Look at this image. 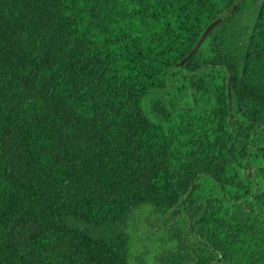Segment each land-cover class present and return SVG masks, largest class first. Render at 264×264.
I'll return each mask as SVG.
<instances>
[{
	"label": "trees",
	"instance_id": "trees-1",
	"mask_svg": "<svg viewBox=\"0 0 264 264\" xmlns=\"http://www.w3.org/2000/svg\"><path fill=\"white\" fill-rule=\"evenodd\" d=\"M233 1L0 0V264H142L141 208L151 264H264V0L184 58Z\"/></svg>",
	"mask_w": 264,
	"mask_h": 264
},
{
	"label": "rangeland",
	"instance_id": "rangeland-1",
	"mask_svg": "<svg viewBox=\"0 0 264 264\" xmlns=\"http://www.w3.org/2000/svg\"><path fill=\"white\" fill-rule=\"evenodd\" d=\"M161 234L162 229L157 220L146 208L133 211L128 230L130 257L140 258L142 264H151L155 252L160 251L162 247L172 246V243H167ZM129 262L137 264L133 260Z\"/></svg>",
	"mask_w": 264,
	"mask_h": 264
},
{
	"label": "water",
	"instance_id": "water-1",
	"mask_svg": "<svg viewBox=\"0 0 264 264\" xmlns=\"http://www.w3.org/2000/svg\"><path fill=\"white\" fill-rule=\"evenodd\" d=\"M241 0H234L233 3H231V5H229L228 7H226L225 9H223L221 12H219L211 21H209L207 23V25L203 28V30L201 31V33L199 34L198 39L195 41L193 47L190 49V51L185 55L184 58H187L189 56L190 53H192L195 48L198 46L199 42L201 41V39L205 36V34L210 30V28L212 26H214L216 24V22H218L220 19H222L224 16L229 15L232 10L239 4ZM226 101H227V112L229 113V100H228V92H226ZM218 256H217V260H218Z\"/></svg>",
	"mask_w": 264,
	"mask_h": 264
},
{
	"label": "flooded vegetation",
	"instance_id": "flooded-vegetation-1",
	"mask_svg": "<svg viewBox=\"0 0 264 264\" xmlns=\"http://www.w3.org/2000/svg\"><path fill=\"white\" fill-rule=\"evenodd\" d=\"M217 263H219V260H217ZM220 264V263H219Z\"/></svg>",
	"mask_w": 264,
	"mask_h": 264
}]
</instances>
